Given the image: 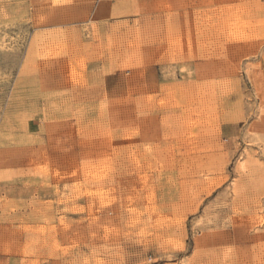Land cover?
I'll return each instance as SVG.
<instances>
[{"label":"rangeland","instance_id":"1","mask_svg":"<svg viewBox=\"0 0 264 264\" xmlns=\"http://www.w3.org/2000/svg\"><path fill=\"white\" fill-rule=\"evenodd\" d=\"M0 264H264V0H0Z\"/></svg>","mask_w":264,"mask_h":264}]
</instances>
